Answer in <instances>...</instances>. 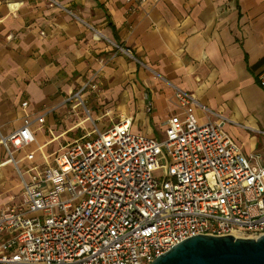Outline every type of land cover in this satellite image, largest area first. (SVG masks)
<instances>
[{
    "label": "crops",
    "instance_id": "1",
    "mask_svg": "<svg viewBox=\"0 0 264 264\" xmlns=\"http://www.w3.org/2000/svg\"><path fill=\"white\" fill-rule=\"evenodd\" d=\"M263 69L264 0H0V135L31 124L35 141L15 154L27 181L28 170L122 118L133 119L135 134L162 135L182 114L176 89L195 98L199 123L221 115L264 135L251 116L264 108ZM258 144L252 137L247 154L262 156Z\"/></svg>",
    "mask_w": 264,
    "mask_h": 264
},
{
    "label": "built area",
    "instance_id": "2",
    "mask_svg": "<svg viewBox=\"0 0 264 264\" xmlns=\"http://www.w3.org/2000/svg\"><path fill=\"white\" fill-rule=\"evenodd\" d=\"M257 82L264 88V69ZM175 96L182 114L165 122L161 139L135 134L133 119L122 118L28 170L30 181L15 154L35 141L31 124L0 135L8 156L0 186L1 169L14 163L23 187L0 210V264H151L198 234L264 236L262 156L243 153L225 117L201 124L195 98Z\"/></svg>",
    "mask_w": 264,
    "mask_h": 264
},
{
    "label": "water",
    "instance_id": "3",
    "mask_svg": "<svg viewBox=\"0 0 264 264\" xmlns=\"http://www.w3.org/2000/svg\"><path fill=\"white\" fill-rule=\"evenodd\" d=\"M151 264H264V236L195 235L176 244Z\"/></svg>",
    "mask_w": 264,
    "mask_h": 264
},
{
    "label": "rangeland",
    "instance_id": "4",
    "mask_svg": "<svg viewBox=\"0 0 264 264\" xmlns=\"http://www.w3.org/2000/svg\"><path fill=\"white\" fill-rule=\"evenodd\" d=\"M115 47L118 51L122 52L121 47H119V46H115ZM260 112H261V114H258L257 111L251 112V116L255 120L256 126L259 128L260 131H262L261 133H264V108L260 109ZM226 126H228L226 128V131L229 134V137L231 136L233 139L237 138L239 140V142L247 143L248 148L242 149V147L234 141L242 149L243 153H245V154H247L249 151L248 144H249V142H251V138L252 137L257 138L258 143H259L258 144V150L262 153V157L264 158V148H263L264 146L261 145L262 140H264V135L256 134V133L248 132V131L244 132V131H242V129H240V128L232 125V124H227ZM138 127H140V126L138 125ZM162 135H161V131L158 129V131L155 135L156 138L161 139ZM22 166L23 165H21V168H22ZM8 170L9 169H5L6 180L8 179V181H6L5 184L2 186V188L0 189V195L4 196L6 200H3V202L0 203V205L9 204V202L14 197H15V201H17L19 198V194L23 190V187H22L20 181H18L19 186H17L18 184L16 183V170L13 169L12 166H11V170L9 171V173H7ZM11 181H12L13 185L9 186V182H11Z\"/></svg>",
    "mask_w": 264,
    "mask_h": 264
}]
</instances>
